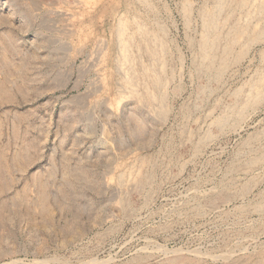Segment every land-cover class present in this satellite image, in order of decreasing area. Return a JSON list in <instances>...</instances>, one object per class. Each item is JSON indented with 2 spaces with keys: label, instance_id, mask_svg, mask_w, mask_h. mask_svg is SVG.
<instances>
[{
  "label": "rangeland",
  "instance_id": "1",
  "mask_svg": "<svg viewBox=\"0 0 264 264\" xmlns=\"http://www.w3.org/2000/svg\"><path fill=\"white\" fill-rule=\"evenodd\" d=\"M248 1L0 0V264H264V99L214 123L264 73ZM205 8L246 56L202 66Z\"/></svg>",
  "mask_w": 264,
  "mask_h": 264
},
{
  "label": "bare ground",
  "instance_id": "2",
  "mask_svg": "<svg viewBox=\"0 0 264 264\" xmlns=\"http://www.w3.org/2000/svg\"><path fill=\"white\" fill-rule=\"evenodd\" d=\"M227 0H217V3H219V5H223L224 3H226ZM240 4L242 6H245L246 9V5H248L249 1L248 0H239ZM145 2V1H144ZM185 4V3H184ZM252 7L254 6L256 8L255 11H258V14H262L264 13V0H257L255 1L252 5ZM250 6V7H251ZM216 8L217 5H216ZM219 10V8L217 9ZM215 11V12H214ZM233 11V10H232ZM219 12V11H218ZM222 12V11H221ZM220 12V13H221ZM203 34H202V38L199 44V55H200V59H201V64L202 66L205 67V69H207L206 65L207 63L209 64L210 67H212L210 64L213 63V55L216 54V51H218L219 44L224 42L225 46H224V54H223V60H227L229 58V56L231 55L232 51L234 50L233 47H236V45H240V52L238 54V56H243L247 54V52L249 51V49L257 42V40L259 39V34H255L254 36H252V38L250 37V40H245L246 35L248 34V30L251 26H241V27H236V29H234L231 32H228L226 34H224L223 31H221L220 27L222 25H224L226 22L224 23V21L222 20L223 24H221L220 22V17L219 14L216 12V10H207L206 8L203 9ZM261 16V15H260ZM228 17V16H227ZM229 17H231L229 15ZM226 19V18H224ZM256 19V18H255ZM264 19V18H263ZM230 20V19H229ZM228 20V21H229ZM127 20H122L120 21L121 26H120V38L122 37L123 40V59L124 61H127L129 59V55H130V40L128 38V32H129V26H128V21ZM135 21V20H134ZM238 23V22H237ZM119 24V25H120ZM227 25V24H226ZM235 28V27H234ZM259 28V25H254L253 29ZM232 29V28H231ZM223 30V29H222ZM254 31V30H253ZM136 33V32H135ZM144 33V34H143ZM142 35H145L146 33L143 32ZM249 36V35H248ZM133 37V36H132ZM158 41V40H157ZM122 42V41H121ZM156 42V41H155ZM254 43V44H252ZM259 43V42H258ZM252 44V45H251ZM161 45V44H160ZM251 45V46H250ZM154 47V46H153ZM161 47L163 46H159V48H152L150 47L148 44H146V50L149 54V56H151L154 60L157 59V57L160 55V51H161ZM139 52V51H138ZM264 52V51H263ZM132 54V52H131ZM164 54V53H163ZM237 56V57H238ZM136 57V56H135ZM222 57V56H221ZM160 58V57H159ZM264 58V56H263ZM134 59V58H133ZM130 60V59H129ZM150 60V59H149ZM152 60V59H151ZM153 60V61H154ZM242 60V59H241ZM216 61V59H215ZM237 61V60H236ZM151 62V61H150ZM222 62V61H221ZM162 63V62H161ZM227 65V64H226ZM156 66V65H155ZM150 67V66H149ZM162 67V66H161ZM221 67V66H220ZM219 67V69H221ZM223 67V66H222ZM213 68V67H212ZM226 68V67H224ZM222 68V69H224ZM200 69V67H199ZM205 69H201L202 73H205L204 70ZM210 69V68H209ZM214 69V68H213ZM218 69V68H217ZM209 71V70H208ZM215 71V70H214ZM221 71V70H220ZM199 72V71H198ZM147 73V72H146ZM210 73V72H209ZM221 75V73H219ZM224 74V73H223ZM131 74L128 73L127 78H126V83L129 85H132L130 82L131 79ZM218 74H216L215 76H217ZM205 78V77H204ZM133 82V81H132ZM134 83V82H133ZM149 84V83H148ZM153 87H157L161 89V92L158 94V99L157 97L155 98V96H153V94H149L151 93L150 91H148V89H150L149 86H146L147 90L146 93L143 95L144 98L146 99V101H153V100H158V104H160L161 106V111H163L164 109L166 110V93H165V82L162 80L161 77H155L152 79L151 83H150ZM222 84V83H221ZM134 85V84H133ZM136 86V85H135ZM208 86V85H207ZM137 87V86H136ZM152 87V88H153ZM204 87V86H203ZM209 87V86H208ZM134 88V87H133ZM159 89V90H160ZM136 90V89H135ZM145 91V90H144ZM158 91V89H157ZM167 91V90H166ZM242 92V91H241ZM236 96V95H235ZM128 97V96H127ZM143 98V97H142ZM141 98V100H142ZM261 99H264V73H261L257 79L255 81H253L250 84V88L249 91L246 95V98L243 99L242 102H237L234 103V106H231L232 108L230 109V114L223 116L219 119H217L214 123L215 125H219L222 126L224 125L226 122H228L227 120L230 119L229 117L231 115L233 116H237L240 118V116L242 115V113L244 112V109L246 108V106L252 102H258ZM140 100V101H141ZM240 101V100H239ZM147 104V102H146ZM259 104V103H258ZM149 105V103H148ZM155 105V104H154ZM146 106V105H144ZM157 108V107H156ZM160 108V107H159ZM144 109V108H143ZM195 111V110H194ZM155 112V111H154ZM167 112V111H166ZM164 113V112H163ZM162 112H160L159 114L162 115ZM164 115V114H163ZM223 115V114H222ZM245 115V114H244ZM165 116V115H164ZM242 117V116H241ZM236 118V117H235ZM162 120V119H161ZM256 149V148H255ZM259 159V158H258ZM256 160V159H255ZM253 162V161H252ZM258 162V161H257ZM245 165V163H244ZM251 165V164H250ZM79 175V174H78ZM223 183V182H222ZM126 200V199H125ZM95 223V222H94ZM80 235V234H79ZM177 263V262H176Z\"/></svg>",
  "mask_w": 264,
  "mask_h": 264
}]
</instances>
